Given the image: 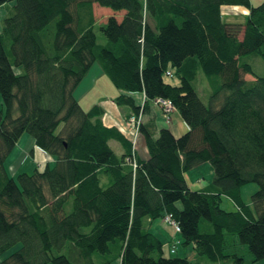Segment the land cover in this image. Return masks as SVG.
<instances>
[{
  "label": "trees",
  "instance_id": "obj_1",
  "mask_svg": "<svg viewBox=\"0 0 264 264\" xmlns=\"http://www.w3.org/2000/svg\"><path fill=\"white\" fill-rule=\"evenodd\" d=\"M94 5L111 11L103 23ZM5 7L0 255L19 248L0 264H193L165 254L148 230L147 220L166 216L180 228L168 250L178 240L176 249L191 245L210 262L243 264V245L253 261L264 258V75L246 61L264 64V0H0ZM225 8L243 9L245 22L224 21ZM95 64L121 91L115 104L141 117L145 158L103 123L100 105L84 110L75 98ZM158 100L187 126L181 136L143 122ZM24 134L53 162L12 177L5 161ZM206 162L211 183L190 189L184 174ZM251 183L247 204L241 188Z\"/></svg>",
  "mask_w": 264,
  "mask_h": 264
},
{
  "label": "rangeland",
  "instance_id": "obj_2",
  "mask_svg": "<svg viewBox=\"0 0 264 264\" xmlns=\"http://www.w3.org/2000/svg\"><path fill=\"white\" fill-rule=\"evenodd\" d=\"M261 1L262 0H250L252 5H258ZM10 11L11 9H9V7L0 9V23L5 13L10 12ZM110 12L111 11H104L100 9L98 6L94 5V15H95L97 24L103 23L106 20L107 16L110 14ZM223 13H224L223 15L224 21L236 22V23L245 22V17H244L245 11L241 8H225L223 9ZM0 27H1V24H0ZM246 61L253 66V69L255 73H257V75L259 76L264 75V64L261 61V59H259V57L250 55L246 57ZM246 78L251 79L250 76H247ZM102 80H105L107 84H104V82H100L99 84L96 83L95 87H93L89 91V93L81 99V105L85 110L90 109L94 104H98L97 102L104 95L111 94V97H112L113 91L118 92L117 89L114 87V85L111 83V81L106 75H103ZM172 81H175V80H172ZM100 85H103V87ZM209 91L210 89L207 83V79L203 75L200 74L198 77V93L204 101L207 100ZM106 111L107 113H109V109H106ZM0 112L4 113V106H3L1 95H0ZM129 116L130 114H128L127 116H124L123 118L124 122H122V119L119 118V119L113 120V123L115 122V123L123 124L128 120ZM159 119H163V121L166 122L165 119L161 117V115H159ZM169 124H171V127L174 130V133L176 135H182L183 133L187 131V130L186 131L181 130L180 128L182 126L181 121H179L176 115L172 117ZM127 134L130 135V133H127ZM28 139H29V136L27 134H24L22 138L19 140V142L16 144V146L13 148V150L10 152L8 157L6 158L5 168L9 176L15 177L17 176V174L22 173V172L31 173L36 167L41 168L43 166L39 164V162L41 161V158L38 153L39 151H37L38 149H35L34 154H32V150L28 146ZM132 139H133L132 143L134 145V148L136 149L137 146H139L140 144V138L139 137L137 138L134 134H132ZM45 155L47 156V158L51 157L50 155H47V154ZM213 174L214 172H213L212 166L206 162L186 172L184 174V177L190 189L198 190V189H202L206 187L208 184L211 183ZM257 189H258V186L254 183L243 186L241 188V196H242L243 201L249 204L251 202V195ZM221 207L226 210L234 209L233 203L227 198H223L221 202ZM154 223H158L159 226H162V232H161L162 238L160 237V239L162 241H165V236L163 235V231L165 232L167 231L169 233V228H168L169 225H167L164 222H161L160 220H156L154 221ZM18 248L19 246L17 245L11 248L6 253L1 254L0 260L5 258L7 255L12 253L13 251L17 250ZM237 250L239 251V253L244 259L243 264H264V258L257 260V261H253L251 254L248 252L245 246L237 245ZM171 256H175L179 258L187 257V259L193 264H232L231 261H228L225 263L210 262L206 260L205 258L198 256L193 250L191 245H182V244L178 245L175 253L172 254Z\"/></svg>",
  "mask_w": 264,
  "mask_h": 264
},
{
  "label": "crops",
  "instance_id": "obj_3",
  "mask_svg": "<svg viewBox=\"0 0 264 264\" xmlns=\"http://www.w3.org/2000/svg\"><path fill=\"white\" fill-rule=\"evenodd\" d=\"M103 75L104 74L102 73V71L98 65H96V64L92 65V67L89 69L88 73L85 75L83 80L79 83V85L74 90V96L78 100L80 105H81V99L83 97H85L93 87H95L96 83L99 84L100 82H104V84H107V82L105 80H102ZM100 86L103 87V85H100ZM117 91L118 92L113 91L112 97H111V94L104 95L102 98H100V100L97 103L104 110V114L101 118L103 123L106 126H109V127L115 126V127H118L120 130L124 131L125 124L124 123L123 124L122 123H115V122H114L115 123L114 124L113 120L121 118L122 122H124L123 121L124 116H127L128 114H130L131 110L127 106H117L115 104V102H114L115 97L119 93H121V91H119V90H117ZM132 96L135 99L136 103L141 104L143 102V95L142 94L137 93V94H133ZM148 105H149L148 111L146 114L143 115V122L144 123L151 121V122H153V124H155L157 130H159L161 128H168L174 136H176V137L181 136V135H176L174 133V130L172 129L171 124H167L166 122L163 121V119H159V115H161V117H163L162 112H161V108L159 106L154 104V102H149ZM106 109H109V113H107ZM175 115L179 119V121H181V125H182L180 127L181 130L186 131L188 128L184 124V122L182 121V119L180 118L179 114L176 111L174 113H172L171 116L174 117ZM172 117H171V119H172ZM109 145L116 152V154H118V155L123 154L124 149L119 142H117L115 140H111V141H109ZM28 146L32 150V154H34L35 148H33L32 140L30 139V137L28 139ZM37 151H39L38 153H39V156L41 158V161L39 162L40 165H44L46 163L51 164L53 162V159L51 157L47 158V156L45 155L44 152H42L40 150H37ZM138 153H139L141 158L146 157V150H145V147H144L142 141L140 142V144L138 146ZM160 221L163 222L162 220H160ZM146 224H147V228L150 232L155 234L158 238L161 237L162 226H159L158 223H154V221L149 222L148 220H147ZM168 228H169V233L167 231L166 232L163 231V235L165 236V241H163L165 243V245H163V250H164L165 254H167V252H168V247L170 246L169 243H171L174 238L178 239V237H176V235H173L172 229L169 226H168Z\"/></svg>",
  "mask_w": 264,
  "mask_h": 264
},
{
  "label": "built area",
  "instance_id": "obj_4",
  "mask_svg": "<svg viewBox=\"0 0 264 264\" xmlns=\"http://www.w3.org/2000/svg\"><path fill=\"white\" fill-rule=\"evenodd\" d=\"M167 76H170V72H167ZM157 103H159V105L161 106L163 118L165 119L166 123L169 124L171 121V115L173 112H175L174 106L172 105L170 101H165V100H158ZM140 123H141L140 116L130 114L128 120L124 123L125 124L124 131L123 130L121 131L125 135H127L130 140L132 139V134H134L138 138ZM127 133H130V135H128ZM132 142H133V139L131 140V143ZM132 146L134 148L133 143H132ZM163 222L170 226V228L172 229L173 235H176L177 233L180 232V228L178 224L174 220H172L170 216H166L163 219ZM177 244H178V240H174L173 244L169 248L170 250H168L169 253L175 252Z\"/></svg>",
  "mask_w": 264,
  "mask_h": 264
}]
</instances>
